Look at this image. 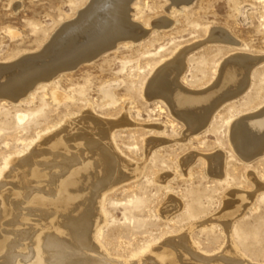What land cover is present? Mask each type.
<instances>
[{
  "label": "rangeland",
  "instance_id": "374dc122",
  "mask_svg": "<svg viewBox=\"0 0 264 264\" xmlns=\"http://www.w3.org/2000/svg\"><path fill=\"white\" fill-rule=\"evenodd\" d=\"M123 2V12L121 5L112 11L122 30L104 50L42 81L41 71L70 58L57 62L44 51L88 18L97 0H0V69L35 55L41 66L36 76L0 83V182L7 162L28 155L46 132L90 114L114 123L105 140L114 159L128 163L126 177L104 183L95 204L96 238L107 257L129 262L172 242L220 262H228V249L248 264H264V145L247 153L232 135L264 111V0ZM106 33H94L93 41ZM231 56L251 61L242 90L202 118L175 106V90L208 91ZM30 64L18 77L38 68ZM173 64L180 70L166 90L150 88ZM217 154L218 165L210 159ZM235 195L241 209L224 216Z\"/></svg>",
  "mask_w": 264,
  "mask_h": 264
},
{
  "label": "bare ground",
  "instance_id": "6f19581e",
  "mask_svg": "<svg viewBox=\"0 0 264 264\" xmlns=\"http://www.w3.org/2000/svg\"><path fill=\"white\" fill-rule=\"evenodd\" d=\"M119 5L123 7V12L125 7L123 0H97V6L88 18L67 28L57 42L52 47L49 45L48 50L42 54L44 57L45 55L48 57L50 53L54 54L57 62L59 59L70 57L64 62L58 65L56 63L38 74L41 66L37 60L35 61V55L33 58L24 59L21 65L0 69V83L5 81L15 84L31 75L36 76V73L38 74L36 79L49 81L57 71L73 69L78 64V57L82 61H90L104 50L102 47L111 40L109 37L119 30L115 13L112 12ZM102 32L110 35L102 37L101 42H94L96 38L94 33L101 35ZM216 37L217 35L212 36ZM91 41L93 43H90ZM87 43L89 46L85 49ZM31 61L30 65L33 67L38 65V68H33L32 72L18 77L22 74L18 71ZM250 64L248 57H228L221 64L216 83L208 91L189 94L182 90H173L176 104L174 105L196 113L200 118L205 117L202 116L203 112L243 89L245 74ZM179 68L178 64H173L170 71L165 69L167 70L165 74L160 73L152 80L150 88L154 89L156 86L160 92L166 90V82L174 74L178 75ZM12 93L14 94V91ZM17 95L19 97L21 93ZM17 95L14 96L17 98ZM108 121L93 118L90 114L77 121L68 119L67 124L58 130L54 129L55 132H48L50 134L46 132L28 155L7 162L11 167L6 166L2 171L3 179L0 182V264H248L245 259L238 256V253L228 249L225 251L228 254V262L225 260V263L218 261L217 257H211L212 255L187 250L185 247L189 245L183 249L172 242H163L161 247L149 249L148 253L144 251L142 256L129 262L107 257L96 238L99 229L97 226L99 212H96V207L97 210L99 207L95 204L99 201L104 183L126 177L123 171L128 164L114 159L110 142L105 140L111 125L114 124ZM232 135L241 150L247 153L250 150L258 151L264 145V111L255 118L238 123ZM249 155L253 157L252 154ZM220 158L221 155L217 154L210 159L213 164H219ZM235 196L229 200V209L223 213L224 216L230 217L241 209L238 207L240 198Z\"/></svg>",
  "mask_w": 264,
  "mask_h": 264
},
{
  "label": "water",
  "instance_id": "95a60500",
  "mask_svg": "<svg viewBox=\"0 0 264 264\" xmlns=\"http://www.w3.org/2000/svg\"><path fill=\"white\" fill-rule=\"evenodd\" d=\"M77 60H78V61H77L78 63L82 61L81 59H79V57H78V59H77Z\"/></svg>",
  "mask_w": 264,
  "mask_h": 264
}]
</instances>
